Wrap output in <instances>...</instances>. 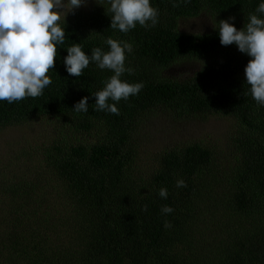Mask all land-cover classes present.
Segmentation results:
<instances>
[{
  "label": "trees",
  "instance_id": "1",
  "mask_svg": "<svg viewBox=\"0 0 264 264\" xmlns=\"http://www.w3.org/2000/svg\"><path fill=\"white\" fill-rule=\"evenodd\" d=\"M91 1L87 11L61 15L65 40L42 95L0 101V129L39 117L57 128L32 176L17 165L12 175L0 172V264H264V105L246 82L251 57L222 45L218 24L205 33L179 30L180 19L202 12L241 30L251 14L264 19L257 12L264 0H150L158 22L137 23L127 33L111 29L109 0ZM108 37L132 45L125 68L133 71L121 80L143 85L127 100H108L119 115L96 110L93 96L111 70L90 62L74 77L64 64L75 43L89 56L97 47L109 51ZM182 60L205 62L188 79L161 75ZM85 96L88 111H75ZM156 109L179 119L218 114L235 121L227 143L233 163L219 194L210 195L222 175L219 163L200 143L165 149L150 173L133 174L132 132L141 115ZM180 179L186 187L176 186ZM164 205L173 211L162 213Z\"/></svg>",
  "mask_w": 264,
  "mask_h": 264
},
{
  "label": "clouds",
  "instance_id": "2",
  "mask_svg": "<svg viewBox=\"0 0 264 264\" xmlns=\"http://www.w3.org/2000/svg\"><path fill=\"white\" fill-rule=\"evenodd\" d=\"M84 0H0V101L13 103L27 97L42 95L46 86L51 84L49 70L55 67L57 44H63L65 29L59 23L61 10L69 12L82 6ZM111 29L127 33L139 23L148 27L158 22V10L150 0H109ZM174 7L177 5H173ZM257 12L264 13V3H260ZM234 20L235 17H231ZM217 28V27H216ZM220 43L224 46L235 44L238 50L251 59L245 67L246 82L250 85L252 98L264 105V19L251 14L244 28L238 30L228 19L218 23ZM110 50L104 52L97 47L87 55L79 43L67 48L64 58L66 71L70 76L79 77L90 62L100 69H109L114 74L105 81V87L97 91L96 110L119 115L116 104L139 93L142 84H131L121 80V75L131 68H125L126 51H132L128 42H120L111 37L106 40ZM87 96L74 105L77 112L88 111ZM177 187H186L183 179L177 181ZM159 195L167 198V189L161 188ZM147 211V205L144 208ZM162 213H171L173 209L162 206ZM165 227H171L165 221Z\"/></svg>",
  "mask_w": 264,
  "mask_h": 264
},
{
  "label": "rangeland",
  "instance_id": "3",
  "mask_svg": "<svg viewBox=\"0 0 264 264\" xmlns=\"http://www.w3.org/2000/svg\"><path fill=\"white\" fill-rule=\"evenodd\" d=\"M90 2L92 3L91 0H84L82 6L77 9L83 8L87 11L91 6ZM68 12L67 8L62 9L61 15ZM217 24L214 15L202 12L195 17L180 19L179 30L205 33L211 31ZM204 62L205 60H182L164 68L161 75L178 80L188 79L203 67ZM56 129L55 122L46 117L30 119L19 125L0 129V172L12 175L17 165L19 166L17 171L23 172L22 174L27 173L28 177L32 176L33 164H37L38 159L41 158V150L51 140L57 138ZM234 129L235 121L225 115L215 114L205 119L201 117L179 119L165 110H152L139 117L130 138L132 172L141 178L156 167L159 153L163 150L200 143L213 150V155L219 163L218 170L222 175L217 180L218 186L210 190V195L219 194L222 191V180L229 171L228 167L233 163L230 160L227 143ZM77 136L90 139L94 135L92 133L91 136L88 134H77ZM19 153L21 158L17 160L15 157ZM23 158L27 159L24 164ZM31 159L33 160L30 161ZM206 203L212 205L213 200H206ZM215 208L212 207L213 210ZM57 210L62 212L64 207H59Z\"/></svg>",
  "mask_w": 264,
  "mask_h": 264
}]
</instances>
